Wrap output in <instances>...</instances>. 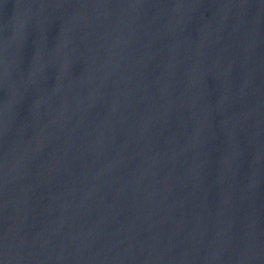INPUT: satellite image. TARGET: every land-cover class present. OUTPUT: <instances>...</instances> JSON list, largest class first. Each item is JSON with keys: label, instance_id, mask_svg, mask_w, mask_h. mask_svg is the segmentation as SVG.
<instances>
[{"label": "water", "instance_id": "1", "mask_svg": "<svg viewBox=\"0 0 264 264\" xmlns=\"http://www.w3.org/2000/svg\"><path fill=\"white\" fill-rule=\"evenodd\" d=\"M0 264H264V0H0Z\"/></svg>", "mask_w": 264, "mask_h": 264}]
</instances>
